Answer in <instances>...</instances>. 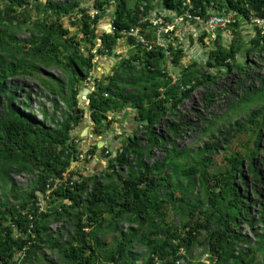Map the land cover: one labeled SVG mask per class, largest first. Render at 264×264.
Wrapping results in <instances>:
<instances>
[{
  "label": "trees",
  "instance_id": "16d2710c",
  "mask_svg": "<svg viewBox=\"0 0 264 264\" xmlns=\"http://www.w3.org/2000/svg\"><path fill=\"white\" fill-rule=\"evenodd\" d=\"M82 1L34 0L30 9L28 0H0V264H55L46 262L45 248L57 252L58 264H177L198 244L215 259L210 264H264V232H259L260 224L264 231V63L240 61L245 46L237 33L238 39L233 37L229 43L218 34L202 62L184 65L185 49L170 44V50L153 46L142 52L139 48L134 60L107 59L115 63L111 70H97L80 41L94 43L98 35L94 25L109 7H116L112 13L118 28L141 25V33L149 40L156 31L139 23L140 16H149L158 7L178 13L188 9L183 0H95L101 15L92 17L87 8H80L82 17L69 19L84 35L77 39L63 19L75 15ZM192 1L189 11L204 18L209 8L236 10L245 19L252 13L264 17V0ZM191 22L201 26L199 21ZM22 30L28 38L21 36ZM119 36L116 31L101 39L111 48ZM203 38L201 35V42ZM128 39L134 41L135 37ZM251 41L259 43L258 37L244 40ZM260 50L264 52V45ZM167 51L182 69L175 83L168 71ZM41 65H56L69 79L58 77L62 85L55 88L43 77ZM205 66L222 72L240 70L244 80L237 87L249 80L247 69L256 71L252 81L241 88L240 97L230 98V108L203 127L208 132L204 144L195 150L180 148L177 140L188 128H197V123L183 120L177 106L200 85L213 80L214 75L203 70ZM25 75L43 82L53 94L46 95L52 110L39 103L43 119L28 111L34 104V86L21 78ZM89 77L94 84L89 94L91 133L103 135L115 121L130 117L138 126L124 138L122 150L115 156L97 144L90 148L92 155L101 151L109 157L102 171L76 174L69 171L79 153L71 132L85 116L77 81ZM57 97L68 107L63 108ZM241 111L245 115L236 118ZM112 112L113 119L108 117ZM161 124L165 129L159 131ZM231 143L235 145L232 151ZM155 148L165 155L151 162ZM220 151L226 163L211 173L213 154ZM24 173L31 176L28 188L18 185L13 176ZM53 177L57 188L50 204L58 206L41 210L37 192H44ZM170 207L180 219L177 223L168 220ZM251 212L258 215L255 220ZM60 219L71 230L61 225L51 232L49 224ZM245 220L258 236L255 247L249 235L242 233ZM107 231L114 232L110 243L105 242ZM136 243L140 251L135 253ZM259 252H263L261 260Z\"/></svg>",
  "mask_w": 264,
  "mask_h": 264
},
{
  "label": "clouds",
  "instance_id": "9594fccd",
  "mask_svg": "<svg viewBox=\"0 0 264 264\" xmlns=\"http://www.w3.org/2000/svg\"><path fill=\"white\" fill-rule=\"evenodd\" d=\"M86 1H88V0L82 1L80 6L75 8V12H74L75 15L71 16L70 18L67 17L68 21L70 22L71 25H69V26L64 25L65 27H68L69 29L71 27L76 28V32H74L73 34L70 33V35L77 34L78 35L77 39H80L84 35L82 32H80L78 30L77 26H74L71 23V21L69 19L76 20V18L82 17L83 12H81L80 8H84V9L87 8L88 9L87 13L89 15H91L92 17L102 14L101 11L99 10V8H95V6H94V8H92L89 5H83V3H85ZM42 2L46 3L47 0H44ZM33 4H34V0H33V3L27 4V5L30 9H32ZM183 7H185L188 10H186L185 12H182V13H178L177 11L172 10V9L160 10V8L158 7V8H156V10L152 11V13H149V16H143V15L140 16V19L143 20L145 22V24L147 23V25H151L154 27L156 33H155V38L153 40H149L148 38L145 37L144 34L141 33V31L143 29L141 25H136V26L131 25V26H129V28L128 27L118 28L117 25L114 23L115 14L112 13V11H113L112 9L114 7H112V9H110V10L108 8L106 14L100 16L98 24L94 25L96 27V33L98 34L97 37L94 39V43H92L91 41L81 40L80 41L81 47H82L83 51L85 52L86 56L92 55L94 66H95L96 63H98L102 59H105V60H107V59H118V58H123V59H127V60L137 59L138 54L140 53L139 48H141L142 52L150 50V49H146L143 46V43L141 42V38H145V40L154 42L155 43L154 46H161V47L165 48L166 50H170V46H169L170 44L175 46V47L180 45L182 48L185 49V52H186V56H185V58H183L182 63L184 65H187L186 60H185L186 58L189 59L190 62L195 61V60L198 62H202V58H203L204 54H207L209 49L213 46V41L217 38L218 34H221L222 37H225V41H227V43H229L233 39V37L238 39L237 33H241V35L243 36L244 39L241 37V39H238V41H239V43L244 44V46H245L243 53L240 55L241 58L239 57L240 61H242V62L244 60L246 61L247 56H252L255 52H258L259 48L262 45H264V17L263 16L256 15V14L252 13L250 15V18L245 19L236 10H231L229 12H220L214 8L208 7L209 9L207 11V16H206V18L202 17L203 19H208L213 15H217V16H220V17L226 19V23L224 24V26L218 25L216 27H208L207 25H205V23L200 22L201 26L196 27V26H193V24L191 22V20H196V19L189 18L187 16V12L191 8H193V1L191 0V6H186L183 4ZM142 8L144 9V5L142 6ZM189 12H191V11H189ZM193 14L194 15H201L200 13H193ZM104 16L108 18L107 19L108 23H109V29L108 30H102L101 25H102V23H105V21H106L104 19ZM158 17H163L164 24H162V25H164L163 27L167 28V31H164L162 28H160V26L158 24H155V21L157 20ZM188 20H190V22L186 23ZM189 25H191V26L189 27ZM132 29H136L137 33H135V34L131 33ZM70 31H71V29H70ZM116 31L119 32L120 36L116 39L114 45L111 48L105 47V44L102 41L101 37L104 36V34H106V33L115 34ZM201 35H204L202 42L200 41ZM28 37H29V35H28ZM129 37H135L134 41H130L128 39ZM189 37H191L193 39L191 40ZM256 37H258L259 43H254L252 41L251 42H244L245 39L246 40H249V39L253 40ZM161 39L167 43V46L161 45V41H160ZM208 42H210L209 47H207L205 52L202 53V47H203L202 45H206ZM250 43H251L252 48L255 51L252 54H248L246 52L250 48ZM166 53L168 56L167 61H166L168 71L172 77V82L175 83L178 81V79H179L178 75L182 71V69L179 66H175V64L170 59L171 58L170 57L171 52L167 51ZM247 61H248V59H247ZM263 63H264V59L262 60V64ZM52 66L56 68V65H52ZM248 66H249V64H248ZM42 67L48 68V66L42 65V66H40V70L42 71L43 77L47 78L49 81L54 83V87L56 88V79L58 77H56L53 74V72H50L49 70H44ZM211 68H213V67L205 66V68H203V70L209 71L212 75H214L213 72L211 71ZM57 69H60V68L57 67ZM60 70L63 71L62 69H60ZM219 71L222 72L221 70H219ZM229 71H237L240 74L242 80H244L243 75L240 73V70H238V69H232V70H228V71L225 70V72H229ZM65 74L67 76L66 78L69 79L68 74L67 73H65ZM17 76L19 78V75H17ZM27 77L31 78L32 80L37 81L36 79H34L30 76H27V75L21 76L22 79H25L28 83H30L27 80ZM59 77H61V76H59ZM214 78H215V75L213 76L212 81H214ZM242 80H239V81H242ZM13 81L14 80L12 79L11 82H13ZM83 83H86V85H84L85 88L82 90H81V88H82L81 85L80 84H77V85L79 86V89H80V92L78 95L80 106L82 108H84L85 116H84L83 121H81L79 123V125H77L71 132V134L74 137H76V143L78 144V146L79 145L80 146H79V153H78V157H77L78 159H76L72 162V165L69 167V171L74 172L76 174H81V172H83V171L80 170V167L86 165L85 162H87L91 158L93 160V157H95L99 154L100 155L102 154L101 157H99V160H96V161L93 160V162L90 163V165H89L90 173L93 172L98 167L99 168L96 171L99 173L108 165L109 157H106L105 153H100L101 151L99 153H97L96 155H92L91 153H89L90 148H92L94 144H97L99 149H102L104 147L106 149L107 153H109V151H110L112 156H115L120 150H122L121 147H122L124 138L128 135L133 134V131L136 130L138 123L135 121V119L130 117V120H131L130 128H128V126H126L127 124L125 123L124 120L122 122H116L115 121L113 123V125L114 124L117 125V129L116 128L114 129V127L112 125V128L110 130L109 129L106 130V132L103 135L96 136L95 134H92L91 132H92L93 121H92L91 113L89 110V103L91 101L89 94L92 91H94V84L91 82L90 77L87 78L85 81H83ZM30 84L34 86L32 88V93H31V98H32L33 103H34L33 105H36V104L38 105V109H37V111H35V113L40 119H43L44 116L42 115V113L39 110L40 109L39 103H41L43 101H38L36 99V97L38 95V91H39L38 86L35 82L30 83ZM42 84H43V82H42ZM43 86H44V84H43ZM26 90H28V88H26ZM66 93H68L67 90H66ZM46 95L53 97V94L49 91V93L45 94L42 98L48 99L46 97ZM190 97H191V95L189 97L185 98L184 100H187ZM59 98H60V100H62L61 97H59ZM184 100L182 101L181 104H179L177 106L178 111H180L178 109V107L183 105ZM48 101L50 102L51 105H47V103H45V102L44 103L49 108H50V106H52V109H53V105H52L51 101L49 99H48ZM57 101H58V99H57ZM62 102H63V105H61V106L63 108H67L68 106L66 105V103L64 101H62ZM126 110L130 111L131 109H126ZM126 110L124 109V111H126ZM133 115H135V111L132 112L131 116H133ZM108 117L113 119V112L110 113ZM76 129L80 130L81 133H77ZM80 138H82V139H80ZM143 138H144V140H146L145 137H143ZM97 139H98V141H95ZM100 159H104V161L106 162L105 165H103L101 163ZM76 163H77L78 168L76 167ZM30 178H31V176H30ZM53 178H56V177H53ZM51 179L48 181L47 187L44 190V192H42V191L37 192L38 195L40 196V198L38 200V204H39L41 210L56 208L58 206V204H56V206L55 205L52 206L50 204L53 193L56 191V189H54L50 193H48V189H49L48 185L56 184V181H51ZM16 182H17V180H16ZM17 184H18V182H17ZM30 184H31V181H30ZM25 188H28V186ZM56 188H57V186H56ZM60 220H62V219H60ZM56 221H59V220H56ZM56 221H52L49 224V228H50L51 232H55V231L57 232V230L60 229V227H61V226H59L57 229H56V227H53L56 224ZM65 224H66V222H65ZM105 236H106V234H105ZM136 247H138V243L134 244L133 250L135 253H136V251H140L139 247H138V249H136ZM206 253H207L206 254V261L201 260V259L193 260V261H202L205 264H210L215 259H213L210 252L206 251ZM23 254L25 255L24 249H23L22 255ZM179 260H180L179 263H178V260L176 261L177 264H186L185 262H187V264H190V262H189L191 260L190 255L186 259H179Z\"/></svg>",
  "mask_w": 264,
  "mask_h": 264
},
{
  "label": "rangeland",
  "instance_id": "374dc122",
  "mask_svg": "<svg viewBox=\"0 0 264 264\" xmlns=\"http://www.w3.org/2000/svg\"><path fill=\"white\" fill-rule=\"evenodd\" d=\"M30 3H33V0H28ZM44 1V0H42ZM133 1V0H132ZM83 5H89L90 7L94 8L95 5V0H88L85 3H83ZM112 7H114L112 9ZM112 9L114 12L116 11V7L113 5L111 7H109V10ZM106 14V13H105ZM103 14V15H105ZM104 19L107 20L108 18L104 16ZM63 23L66 26L71 25L70 22L68 21V18L65 17L63 19ZM71 34H73L74 32H76V28L71 27ZM20 36V34H19ZM21 36L27 38L28 34L25 33V30H22L21 32ZM211 42V41H210ZM208 42L206 45H202V53L205 52V50L207 49V47H209V43ZM248 54H252L254 51V49L251 46L250 43V48L246 51ZM241 58V57H240ZM262 58V59H261ZM247 59L249 61V63L251 65H260L262 64V60L264 59V52L262 51H258L255 52L252 56H247ZM117 62L120 61V58L118 59H114ZM186 60V64L190 63L189 59H185ZM109 65L107 66L108 69L111 70L112 66L115 64L113 63V61H111L110 63H108ZM42 66V65H41ZM99 66V62L96 63L95 67L97 70H101ZM44 70H49L50 72H53V74L56 77L61 76L60 78H65L66 79V74L61 71L60 69H57V67H53V66H48V68L42 67ZM75 69V67H74ZM247 69V68H246ZM248 70V75H249V80L252 81L253 77H254V73H255V69L253 67V70L247 69ZM211 71L213 72V74L215 75L214 81H209V83H206L205 85H200L197 89H195V91L191 94V97L187 100H184L183 105L179 106L178 109L181 111V117L183 118V120H188L191 119L193 122L197 123V128H188L187 132H185L184 134L181 135V137L177 140V143L179 144V147H190V149L195 150L196 146L199 145L200 147L204 144V142L207 140L208 138V132H206V129H204L203 127H205L206 125H208V123L216 118V116L218 114H222L223 112H226L229 108H230V98L232 97V99H237L240 97L241 95V88L247 86L249 84V80H245V82L242 83V86L237 87V83L239 80H242L240 74L237 71H229V72H220L217 67H213L211 68ZM95 71L93 70V72L91 73V77L94 75ZM39 75H41V72L39 73ZM27 80L30 83H36L38 86V95L36 97V99L38 101H43L45 103H47V105H51L50 102L48 101V99L46 98H42L45 94H48L49 91L46 90L42 84V82L40 80H32L31 78L27 77ZM83 79L79 78L77 81V84L81 85V90L84 89V85H86V83H83ZM51 82V81H50ZM57 82V86L61 88V83L60 81H58L56 79ZM82 83V84H81ZM129 89V88H127ZM43 91V92H42ZM228 91H232L234 95L230 94ZM25 92H27V90H25ZM64 93H66V90H64ZM60 105H63L62 100H60V98H57ZM21 101H25L23 98L20 99ZM38 109V105L36 104L35 106L32 105L31 108H29L28 111H37ZM50 109H52V106H50ZM38 113V112H37ZM246 111H241L238 112L236 114V118L245 115ZM114 129H117V125H113ZM111 128H109L110 130ZM159 131H162V129H165L164 125H160L157 128ZM77 133H81L80 130L76 129ZM95 141H98L95 140ZM80 146V145H79ZM248 146H252L251 143H249ZM235 148L234 143L230 144L229 150L232 151V148ZM152 154L153 157L151 159V162H153L155 159H161L163 158V156L165 155V151L162 150L161 148H155L152 150ZM102 155V154H101ZM101 155H97L95 157H93V160H99V157H101ZM92 158L89 159L87 162H85L86 165L80 167V170L83 172H87L90 170L89 165L90 163L93 162ZM101 163L103 165H105V161L104 159H100ZM226 163V159L224 158V153L223 152H217L216 154H213L212 157V164L209 168L210 172H216L217 169L223 167V165ZM76 167H77V163H76ZM78 168V167H77ZM99 168V167H98ZM97 168V169H98ZM97 169H95L94 171H96ZM14 177L16 178L17 182L19 185L23 186L24 188L27 187L28 185H30V175H28L27 173L24 174H13ZM198 191V188L195 187L194 189V194H196V192ZM179 194V192H177ZM168 213V220L176 222L177 220H180L178 216L175 215L174 210L170 207L167 211ZM250 216L253 217V219L255 220V218H257V214L251 212ZM65 220H59L56 221V224L53 227H56V229L63 225L65 227L66 230H71L70 225H65ZM261 224L259 226V232L263 233V229H261ZM126 227V225H125ZM242 233H246L249 235L250 239H251V244L253 245V247H255V243L258 240V236H256L254 234V231L250 228V226L248 225L247 221L245 220L242 223ZM106 238H105V242L106 243H110L113 239V235L114 232L112 231H107L106 233ZM248 245L245 244L244 248L247 247ZM136 249H138V247H136ZM44 253L46 254V262H50V261H54L55 264H58L57 260V252H54L52 250H50L49 248H45L44 249ZM206 250L204 249V247L202 245H196L193 248V251L190 254V259L191 260H205L206 261ZM257 258L259 260L263 259V252H259L257 255ZM257 258L255 260H257ZM187 264V262H185ZM26 264V263H25ZM41 264H43L41 262Z\"/></svg>",
  "mask_w": 264,
  "mask_h": 264
},
{
  "label": "built area",
  "instance_id": "2783aa9c",
  "mask_svg": "<svg viewBox=\"0 0 264 264\" xmlns=\"http://www.w3.org/2000/svg\"><path fill=\"white\" fill-rule=\"evenodd\" d=\"M183 4L186 6H191V0H184ZM187 16L189 18H194L199 22L205 23V25H207L208 27H216L218 25L224 26V24L226 23V19L217 16V15H213L208 19H203L201 15H194L192 12H187ZM228 21V20H227ZM155 24H158L160 26V28H162L164 31H167L166 27H163L164 25V19L163 17H158L157 20L155 21ZM131 33L135 34L137 33L136 29H132ZM161 41V45L167 46V43L164 40H160ZM141 42L143 43V46L146 49H151L154 46V42L152 41H148L145 40V38H141ZM51 181H56V178H52ZM57 184L54 185H48L49 189H48V193H50L52 190L56 189ZM180 262V260H178V263Z\"/></svg>",
  "mask_w": 264,
  "mask_h": 264
},
{
  "label": "crops",
  "instance_id": "0c3cea01",
  "mask_svg": "<svg viewBox=\"0 0 264 264\" xmlns=\"http://www.w3.org/2000/svg\"><path fill=\"white\" fill-rule=\"evenodd\" d=\"M102 30H108L109 29V23H108V20L105 21V23H102ZM107 66H108V61H105V59H102L101 61H99V66L101 68V71H107ZM125 123L127 124L126 126H128V128H130V123H131V120L130 118L127 119L125 118L124 119Z\"/></svg>",
  "mask_w": 264,
  "mask_h": 264
},
{
  "label": "bare ground",
  "instance_id": "6f19581e",
  "mask_svg": "<svg viewBox=\"0 0 264 264\" xmlns=\"http://www.w3.org/2000/svg\"><path fill=\"white\" fill-rule=\"evenodd\" d=\"M139 23H145V22H144L143 20L140 19V20H139Z\"/></svg>",
  "mask_w": 264,
  "mask_h": 264
}]
</instances>
